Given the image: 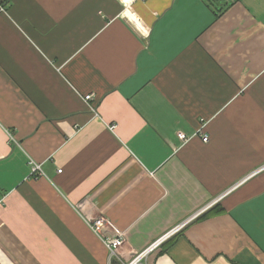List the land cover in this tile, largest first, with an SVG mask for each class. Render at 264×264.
<instances>
[{
	"label": "crops",
	"instance_id": "1",
	"mask_svg": "<svg viewBox=\"0 0 264 264\" xmlns=\"http://www.w3.org/2000/svg\"><path fill=\"white\" fill-rule=\"evenodd\" d=\"M0 4V264H264V0Z\"/></svg>",
	"mask_w": 264,
	"mask_h": 264
},
{
	"label": "built area",
	"instance_id": "2",
	"mask_svg": "<svg viewBox=\"0 0 264 264\" xmlns=\"http://www.w3.org/2000/svg\"><path fill=\"white\" fill-rule=\"evenodd\" d=\"M131 1V0H130ZM138 1H145V0H138ZM5 11V9H4V7L0 4V13H3ZM86 101H89L90 99H91V96L90 95H87V96H85V98H84ZM114 128H115V126H110V130H114ZM178 138L180 139V140H184V137H183V135L180 133V134H178ZM201 141L202 142H207L208 141V136L207 135H203V134H201ZM39 170V166H34L33 167V169H32V171L33 172H36V171H38ZM59 173L61 172V171H58ZM102 224H104V222L102 221V220H97L95 223H94V225L92 226V228L94 229V230H98L99 228H100V226H102ZM108 225H109V223H107ZM116 234H117V232H116ZM161 241H157L154 245H152V246H150L148 249H146L145 251H143L142 253H140V254H138L133 260H131L129 263H127V264H140L141 263V261L156 247V246H158L159 245V243H160ZM110 245H111V247H112V250L113 249H117V248H119L121 245H122V240H121V238H117V239H115L114 241H112L111 243H110Z\"/></svg>",
	"mask_w": 264,
	"mask_h": 264
}]
</instances>
